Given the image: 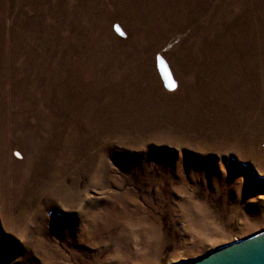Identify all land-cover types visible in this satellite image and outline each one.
<instances>
[{
    "label": "rangeland",
    "instance_id": "obj_1",
    "mask_svg": "<svg viewBox=\"0 0 264 264\" xmlns=\"http://www.w3.org/2000/svg\"><path fill=\"white\" fill-rule=\"evenodd\" d=\"M263 86L264 0H0V264H173L263 232Z\"/></svg>",
    "mask_w": 264,
    "mask_h": 264
},
{
    "label": "water",
    "instance_id": "obj_2",
    "mask_svg": "<svg viewBox=\"0 0 264 264\" xmlns=\"http://www.w3.org/2000/svg\"><path fill=\"white\" fill-rule=\"evenodd\" d=\"M173 264H264V231Z\"/></svg>",
    "mask_w": 264,
    "mask_h": 264
},
{
    "label": "bare ground",
    "instance_id": "obj_3",
    "mask_svg": "<svg viewBox=\"0 0 264 264\" xmlns=\"http://www.w3.org/2000/svg\"><path fill=\"white\" fill-rule=\"evenodd\" d=\"M130 1V0H129ZM263 8V7H262ZM254 19V18H253ZM263 24V23H262ZM245 25V24H244ZM254 26V25H253ZM231 28V27H230ZM258 30V29H257ZM248 35V34H247ZM241 41V40H240ZM238 43V42H237ZM240 44V43H239ZM230 46V45H229ZM216 48V47H215ZM238 48V47H237ZM231 50V49H230ZM255 50V49H254ZM226 51V50H225ZM236 51V50H235ZM248 51V50H247ZM257 51V50H256ZM224 52V51H223ZM252 52V51H251ZM247 53V52H246ZM263 53V52H262ZM234 54V53H233ZM251 54V53H250ZM216 55V54H215ZM225 55V54H224ZM228 56V55H227ZM229 57V56H228ZM249 57V56H248ZM235 58V57H234ZM229 59V58H228ZM210 61V60H209ZM214 61V60H213ZM229 61V60H228ZM217 62V61H216ZM225 64V63H224ZM254 64V63H253ZM224 66V65H223ZM228 66V65H227ZM233 65H231V67H232ZM215 67V66H214ZM234 67V66H233ZM216 68V67H215ZM226 68H228V67H226ZM209 69H211V66H210V68ZM225 69V68H224ZM235 69V68H234ZM219 70V69H218ZM245 70V69H244ZM159 71H160V74H161V77H162V79H163V81H164V83H165V85H166V87L167 88H170V89H174V87H175V83H174V81H173V79H172V76H171V74H170V72H169V70L167 69V67L165 66V64L164 63H160V65H159ZM228 71V70H227ZM236 71V70H235ZM251 73V72H250ZM209 74V73H208ZM226 74V73H225ZM228 75V74H227ZM234 75V74H233ZM250 77V76H249ZM61 79V78H60ZM243 80V79H242ZM258 80V79H257ZM66 81V80H65ZM240 81V80H239ZM235 82V81H234ZM239 83V82H238ZM254 83V82H253ZM237 84V83H236ZM254 85V84H253ZM233 86V85H232ZM244 86V85H243ZM61 87V86H60ZM231 87V86H230ZM264 87V86H263ZM73 88V87H72ZM236 88V87H235ZM264 89V88H263ZM246 90V89H245ZM257 90V89H256ZM262 90V89H261ZM61 91V90H60ZM64 91V90H63ZM211 91V90H210ZM216 91V90H215ZM217 91H218V89H217ZM216 91V92H217ZM232 91V90H231ZM215 92V93H216ZM239 92V91H238ZM262 92V91H261ZM264 92V91H263ZM61 93H62V91H61ZM214 93V94H215ZM236 93V92H235ZM259 93V92H258ZM214 94H212V95H214ZM219 94V93H218ZM239 94V93H238ZM63 95V94H62ZM241 95V94H240ZM255 95V94H254ZM258 95V94H257ZM261 95V94H260ZM205 96V95H204ZM212 97V96H211ZM261 97V96H260ZM65 98V97H64ZM75 98V97H74ZM214 98H215V96H214ZM223 98V97H222ZM239 98V97H238ZM90 99V98H89ZM200 99V98H199ZM245 99V98H244ZM258 99H260V98H258ZM62 100H64V99H62ZM166 100V99H165ZM207 100V99H206ZM234 100V99H233ZM74 101V100H73ZM97 103V102H96ZM258 103V102H257ZM99 104V103H98ZM88 106V105H87ZM167 106V105H166ZM71 112V111H70ZM81 113V112H80ZM80 115V114H79ZM83 115V114H82ZM262 115V114H261ZM76 116V115H75ZM92 116V115H91ZM76 118V117H75ZM81 118V117H80ZM79 118V119H80ZM252 119V118H251ZM87 120V119H86ZM102 120H103V118H102ZM90 121V120H89ZM92 123V122H91ZM97 123V122H96ZM254 125V124H253ZM49 127V126H48ZM71 127V126H70ZM90 127V126H89ZM72 128V127H71ZM264 128V127H263ZM116 130V129H115ZM13 131H15L14 133H16V130H13ZM84 131V130H83ZM91 131V130H90ZM248 131V133H250V130H247ZM10 132V131H9ZM252 132V131H251ZM260 132H261V130H260ZM13 133V132H12ZM13 133V134H14ZM64 133H66V132H64ZM247 133V132H246ZM261 135H262V132L260 133ZM12 135V134H11ZM249 135V134H248ZM69 136V135H68ZM92 136V135H91ZM260 136V135H259ZM255 137V136H254ZM244 138V137H243ZM261 138V137H260ZM11 139V138H10ZM73 139V138H72ZM249 139V138H248ZM256 139V138H255ZM259 139V138H258ZM261 140V139H260ZM9 141V140H8ZM7 141V142H8ZM73 141V140H72ZM246 141V140H245ZM17 142V141H16ZM45 142V141H44ZM25 143V142H24ZM259 143V142H258ZM8 144V143H7ZM9 144H10V142H9ZM14 144V143H13ZM44 144V143H43ZM69 144V143H68ZM25 145H26V143H25ZM247 145V144H246ZM7 146H9V145H7ZM12 146V145H11ZM10 146V147H11ZM18 146H20V145H18ZM61 146V145H60ZM74 146H75V144H74ZM250 146V145H249ZM23 147V146H22ZM66 147V146H65ZM8 148V147H7ZM245 148H246V146H245ZM9 149V148H8ZM11 149V148H10ZM64 149V148H63ZM63 151V150H62ZM83 151V150H82ZM73 152V151H72ZM72 152H71V154H72ZM74 152H76V151H74ZM259 152V151H258ZM6 154V153H5ZM8 154V153H7ZM30 154V153H29ZM36 154V153H35ZM64 155V154H63ZM72 155H75V154H72ZM71 155V156H72ZM9 156V155H8ZM59 156H60V154H59ZM91 157V156H90ZM8 158V157H7ZM11 158V157H10ZM31 158V157H30ZM74 159V158H73ZM9 160V159H8ZM30 160V159H29ZM28 160V161H29ZM67 160V159H66ZM65 160V161H66ZM64 161V162H65ZM68 161V160H67ZM71 161H72V159H71ZM52 162V161H51ZM73 162H75V161H73ZM9 163V162H8ZM68 163V162H67ZM70 164V163H69ZM84 164V163H83ZM92 164V163H91ZM7 165V164H6ZM74 166V165H73ZM57 179V178H56Z\"/></svg>",
    "mask_w": 264,
    "mask_h": 264
}]
</instances>
